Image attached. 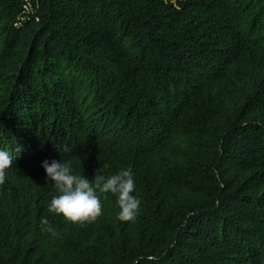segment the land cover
Masks as SVG:
<instances>
[{
    "label": "trees",
    "instance_id": "trees-1",
    "mask_svg": "<svg viewBox=\"0 0 264 264\" xmlns=\"http://www.w3.org/2000/svg\"><path fill=\"white\" fill-rule=\"evenodd\" d=\"M0 149V264H264V0H0ZM53 159L135 221L49 212Z\"/></svg>",
    "mask_w": 264,
    "mask_h": 264
},
{
    "label": "clouds",
    "instance_id": "clouds-1",
    "mask_svg": "<svg viewBox=\"0 0 264 264\" xmlns=\"http://www.w3.org/2000/svg\"><path fill=\"white\" fill-rule=\"evenodd\" d=\"M20 153L21 148L15 149ZM65 152H70L68 147ZM13 156L0 149V185L6 182L7 170L12 166ZM42 166L48 179L53 181L56 193L48 204V211L61 215L72 224L94 223L103 214L101 194L112 193L117 197L119 207L117 219L122 222L135 221L141 206V200L133 195L136 185L131 167L121 169L118 173L105 176L97 171L94 179L89 180L82 174H75L71 161L51 162L44 160ZM41 230L52 236H59L47 218H41ZM153 259V257H149Z\"/></svg>",
    "mask_w": 264,
    "mask_h": 264
}]
</instances>
